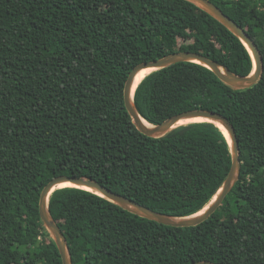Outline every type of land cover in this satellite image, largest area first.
<instances>
[{
    "label": "trees",
    "instance_id": "trees-1",
    "mask_svg": "<svg viewBox=\"0 0 264 264\" xmlns=\"http://www.w3.org/2000/svg\"><path fill=\"white\" fill-rule=\"evenodd\" d=\"M210 1L256 43L259 80L234 89L202 64L177 62L147 74L134 103L151 124L191 109L225 116L239 145L237 181L187 227L55 189L48 208L72 264H264V0ZM177 51L236 74L253 68L240 39L187 0H0V264H62L38 210L57 175L92 178L173 216L209 203L231 166L224 131L194 121L147 136L124 105L130 71Z\"/></svg>",
    "mask_w": 264,
    "mask_h": 264
},
{
    "label": "water",
    "instance_id": "water-1",
    "mask_svg": "<svg viewBox=\"0 0 264 264\" xmlns=\"http://www.w3.org/2000/svg\"><path fill=\"white\" fill-rule=\"evenodd\" d=\"M219 21L225 26L232 34H234L240 41L245 45L248 50L252 62L253 68L247 75L236 74L229 70L224 65L219 64L213 59L208 58L200 53L191 51H177L160 58L144 61L136 65L129 73L123 88V99L124 105L129 113L133 123L137 129L143 134L151 137H160L167 134L173 128L184 124L186 120H193L196 118H205L207 120H200L205 122L214 123L216 126L225 130L229 135V145L231 154V166L227 176L223 180L221 186L214 194L213 198L209 203L204 206L198 212L188 216H173L168 215L159 211H155L147 206H144L133 199H130L124 195L112 191L110 188L100 184L96 180L86 176H68V175H57L53 177L44 187L42 188L39 201L38 210L40 219L43 225L49 232L50 236L54 240L58 252L60 254L62 264H72L71 254L65 236L61 229L53 219L49 208V197L51 193L60 187L61 184L69 183L73 184L74 187L82 188L93 192L110 202L120 206L121 208L130 211L141 217L154 220L156 222L171 225L176 227H187L194 226L205 221L222 203L224 197L230 192L233 185L237 181L240 174L241 161L239 158V145L237 136L233 125L230 121L220 113L205 109H191L177 113L159 124H151L146 121L139 114L135 103H134V92L139 84L134 86L137 74L143 69H161L170 66L177 62H196L209 68L223 83L231 86L234 89H244L253 86L260 78L263 70V63L260 51L254 42V40L242 29L233 19L226 15L217 5L210 0H187ZM151 71V72H152ZM149 74V73H148ZM146 121L148 124L143 122ZM194 122V121H192ZM196 122V121H195ZM205 208V209H204ZM190 264H219L211 262L209 260L194 261Z\"/></svg>",
    "mask_w": 264,
    "mask_h": 264
},
{
    "label": "bare ground",
    "instance_id": "bare-ground-1",
    "mask_svg": "<svg viewBox=\"0 0 264 264\" xmlns=\"http://www.w3.org/2000/svg\"><path fill=\"white\" fill-rule=\"evenodd\" d=\"M153 69H143L141 70L138 74H137V77L135 79V83H134V86H136V84L143 78L145 77L148 73H150ZM200 120H207L205 118H196V119H193V120H186L184 121L183 123H188V122H192V121H200ZM144 123L148 124L146 121L143 120ZM224 133L226 135V137L229 139V135L227 134V132L224 130ZM223 133V134H224ZM60 186H73V184H69V183H65V184H61ZM205 209V208H204Z\"/></svg>",
    "mask_w": 264,
    "mask_h": 264
}]
</instances>
